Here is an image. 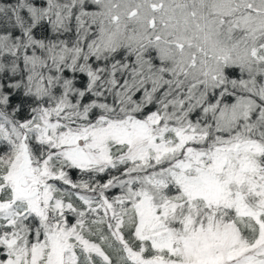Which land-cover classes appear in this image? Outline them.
Wrapping results in <instances>:
<instances>
[{"label":"snow or ice","instance_id":"obj_1","mask_svg":"<svg viewBox=\"0 0 264 264\" xmlns=\"http://www.w3.org/2000/svg\"><path fill=\"white\" fill-rule=\"evenodd\" d=\"M0 264H264V0H0Z\"/></svg>","mask_w":264,"mask_h":264}]
</instances>
